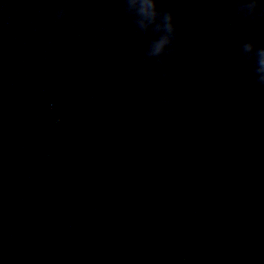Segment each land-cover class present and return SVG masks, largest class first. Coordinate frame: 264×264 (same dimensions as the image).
Returning <instances> with one entry per match:
<instances>
[{
    "label": "clouds",
    "instance_id": "clouds-1",
    "mask_svg": "<svg viewBox=\"0 0 264 264\" xmlns=\"http://www.w3.org/2000/svg\"><path fill=\"white\" fill-rule=\"evenodd\" d=\"M145 4H146V8L142 9V11H145V13L147 15H149L150 17H154V13L149 12L148 10L153 9L154 5L150 2V0H145ZM165 20L166 21H171L173 20V15L170 13L169 15L165 16ZM168 27V31L169 32H173L175 31V27L173 24L169 23L167 25ZM168 43V38L167 37H162L161 39H159L158 41H155L153 43V48L152 51L149 52V56L152 55H157L161 52V50L163 49L164 45ZM253 45L251 43H246L243 45V50L244 52L248 53L251 52ZM257 60H256V64L258 65L257 67H255L254 72L255 73H259L260 75L257 76L255 78L256 83L260 86H264V48H260L258 50L257 53ZM166 103L168 105H172L174 103V101L171 99V97H167L166 98ZM210 151V147L207 145H202L201 149H200V155H206L208 152ZM199 176V171H197L196 173L193 174L192 179L195 180L197 179Z\"/></svg>",
    "mask_w": 264,
    "mask_h": 264
}]
</instances>
